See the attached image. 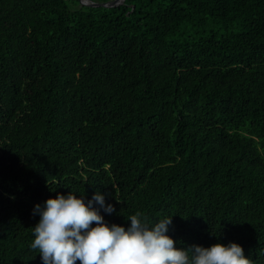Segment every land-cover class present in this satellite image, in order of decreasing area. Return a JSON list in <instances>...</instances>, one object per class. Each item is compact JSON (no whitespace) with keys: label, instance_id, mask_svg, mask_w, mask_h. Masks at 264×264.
I'll use <instances>...</instances> for the list:
<instances>
[{"label":"trees","instance_id":"obj_1","mask_svg":"<svg viewBox=\"0 0 264 264\" xmlns=\"http://www.w3.org/2000/svg\"><path fill=\"white\" fill-rule=\"evenodd\" d=\"M69 192L264 264V0H0V264Z\"/></svg>","mask_w":264,"mask_h":264},{"label":"clouds","instance_id":"obj_2","mask_svg":"<svg viewBox=\"0 0 264 264\" xmlns=\"http://www.w3.org/2000/svg\"><path fill=\"white\" fill-rule=\"evenodd\" d=\"M94 203L108 214L115 211L99 192L87 203L69 192L35 206L33 214L40 219L30 247L39 252L43 264H252L234 242L177 248L167 235L172 217L150 225L136 212L127 218L129 227L109 226Z\"/></svg>","mask_w":264,"mask_h":264},{"label":"water","instance_id":"obj_3","mask_svg":"<svg viewBox=\"0 0 264 264\" xmlns=\"http://www.w3.org/2000/svg\"><path fill=\"white\" fill-rule=\"evenodd\" d=\"M80 6L83 7H102V8H113L122 5L125 0H110L108 2H96L94 0H78Z\"/></svg>","mask_w":264,"mask_h":264}]
</instances>
